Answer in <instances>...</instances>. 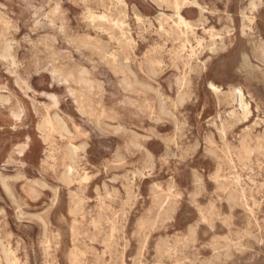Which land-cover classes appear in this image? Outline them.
Segmentation results:
<instances>
[{"label":"rangeland","instance_id":"obj_1","mask_svg":"<svg viewBox=\"0 0 264 264\" xmlns=\"http://www.w3.org/2000/svg\"><path fill=\"white\" fill-rule=\"evenodd\" d=\"M173 1L0 0V264H264V0Z\"/></svg>","mask_w":264,"mask_h":264},{"label":"bare ground","instance_id":"obj_2","mask_svg":"<svg viewBox=\"0 0 264 264\" xmlns=\"http://www.w3.org/2000/svg\"><path fill=\"white\" fill-rule=\"evenodd\" d=\"M184 1H185V0H184ZM106 2H108V1H106ZM155 3H156V2H155ZM184 3H185V2L181 3V2H179L178 0H174V1H173V7H174V11H176V14H177V16H178V21H179L180 23H182L183 25L187 26V21H186V19L182 16L181 11H180V10H181V6H182V4H184ZM107 5H108V4H107ZM115 5H116V4H115ZM121 6H122V5H121ZM157 6H158V5H157ZM254 6H255V5H254ZM57 7H58V6H57ZM118 7H120L119 4H118ZM123 7H124V6H123ZM88 8H89V7H88ZM116 8H117V7H116ZM132 8H134V6H133ZM135 8H136V7H135ZM114 9H115V7H114ZM53 10H54V9H53ZM55 10H56V9H55ZM122 10H123V9H122ZM250 11H252V10H250ZM120 12H121V11H120ZM120 12H119V13H120ZM125 12H126V11H125ZM135 12H136V11H135ZM135 12H134V13H135ZM103 13H104V12H103ZM122 13H123V12H122ZM136 13H137V12H136ZM55 14H56V13H55ZM105 14H106V13H105ZM243 14H244V13H243ZM117 15H118V13H117ZM139 15H140V14H139ZM135 16H136V15H135ZM137 16H138V15H137ZM85 17H86V16H85ZM108 17H110V16H108ZM117 17H118V16H117ZM119 17H120V16H119ZM114 18H115V16H114ZM120 18H121V17H120ZM117 19H118V18H117ZM109 20H110V19H109ZM147 20H148V19H147ZM106 21H107V20H106ZM120 21H121V20H120ZM4 22H5V21H4ZM9 23H10V22H9ZM49 23H50V22H49ZM111 23H112V22H111ZM139 23H140V21H139ZM150 23H151V22H150ZM99 24H100V22H99ZM204 24H205V23H204ZM250 24H251V23H250ZM137 25H138V24H137ZM137 25H136V26H137ZM159 25H160V24H159ZM99 26L101 27V25H99ZM108 26H109V25H108ZM111 26H112V25H111ZM113 26H114V25H113ZM113 26H112V27H113ZM154 26H155V25H154ZM198 26H199V25H198ZM96 27H97V26H96ZM103 27H105V26H102V28H103ZM7 28H8V27H7ZM105 28H107V26H106ZM128 28H129V27H127V29H128ZM138 28H139V27H138ZM138 28H137V29H138ZM154 28H155V27H154ZM170 28H171V27H170ZM117 29H118V28H117ZM129 29H130V28H129ZM139 29H140V28H139ZM147 29H149V28H147ZM171 29H172V28H171ZM171 29H170V31H171ZM248 29H249V28H248ZM109 30H110V29H109ZM109 30H108V31H109ZM113 30H114V29H113ZM115 30H116V28H115ZM124 30H125V29H124ZM176 30H177V29H176ZM7 31H8V30H7ZM129 31H130V30H129ZM142 31H143V29H142ZM142 31H141V32H142ZM167 31H168V30H167ZM216 31H219V30H216ZM216 31H215V32H216ZM221 31H222V30H221ZM110 32H111V31H110ZM112 32H113V31H112ZM139 32H140V31H139ZM160 32H161V31H160ZM174 32H175V31H174ZM213 32H214V31H213ZM161 33H162V32H161ZM163 33H165V31H163ZM176 33H177V36H178L179 33H178V32H176ZM184 33H186V32H184ZM209 33H210V32H209ZM216 33H217V32H216ZM113 34H114V33H113ZM119 34H120V33H119ZM141 34H142V33H141ZM158 34H159V33H158ZM170 34H171V33H170ZM172 34H173V33H172ZM182 34H183V32H182ZM186 34H187V33H186ZM163 35H164V34H163ZM217 35H218V34H217ZM117 36H118V35H117ZM120 36H121V34H120ZM159 36H160V35H159ZM172 36H173V35H172ZM197 36H198V35H197ZM212 36H213V35H212ZM83 37H84V35H83ZM121 37H122V36H121ZM121 37H120V38H121ZM164 37H165V36H164ZM170 37H171V36H170ZM173 37H174V36H173ZM78 38H79V37H78ZM80 38H81V37H80ZM80 38H79V39H80ZM84 38H85V37H84ZM120 38H119V40H120ZM143 38H144V37H143ZM143 38H142V39H143ZM212 38H214V37H212ZM95 39H96V38H95ZM122 39H123V38H122ZM124 39H125V38H124ZM131 39H132V38H131ZM144 39H145V38H144ZM179 39H181V38H179ZM254 39H255V38H254ZM53 40H54V39H53ZM97 40H98V39H96V41H97ZM166 40H167V39H166ZM166 40H165V42H166ZM171 40H172V39H171ZM174 40H175V39H174ZM174 40H172V41H174ZM184 40H185V39H184ZM8 41H9V39H8ZM45 41H46V40H45ZM66 41H67V40H66ZM93 41H94V40H93ZM100 41H101V40H100ZM100 41H99V43H100ZM114 41H115V40H114ZM116 41H117V39H116ZM120 41H121V40H120ZM177 41H178V40H177ZM181 41H182V40H181ZM1 42H2V41H1ZM76 42H77V41H76ZM79 42H80V40H79ZM88 42H89V41H88ZM97 42H98V41H97ZM125 42H126V41H125ZM211 42H213V39H212ZM5 43H7V42H5ZM39 43H41V42H39ZM92 43H93V42H92ZM102 43H104V42L102 41ZM182 43H183V42H182ZM214 43H215V42H214ZM45 44H46V43H45ZM68 44H69V43H68ZM79 44H80V43H79ZM79 44H78V45H79ZM86 44H87V43H86ZM104 44H105V43H104ZM104 44H103V46H104ZM120 44H121V43H120ZM133 44H134V43H133ZM162 44L165 45L164 43H162ZM196 44H197V43H196ZM210 44H211V43H210ZM5 45H6V44H5ZM43 45H44V44H43ZM78 45H77V46H78ZM87 45H89V44H87ZM87 45H86V46H87ZM97 45H98V44H97ZM101 45H102V44H101ZM101 45H100V47L102 48ZM118 45H119V44H118ZM153 45H154V44H153ZM206 45H207V43H206ZM7 46H8V44H7ZM7 46H6V47H7ZM81 46H82V44H81ZM86 46H84V47L87 48ZM93 46H94V45H93ZM105 46H106V45H105ZM108 46H109V45H108ZM123 46H124V45H123ZM127 46H128V45H127ZM127 46H126V48L129 49V46H128V47H127ZM180 46H181V45H180ZM94 47H95V46H94ZM94 47H93V48H94ZM98 47H99V46H98ZM98 47H97L96 51L98 50ZM131 47H132V46H131ZM133 47H134V46H133ZM207 47H208V46H207ZM211 47H212V46H211ZM214 47H215V46H214ZM8 48H10V47H8ZM105 48H106V47H105ZM105 48H103V49H105ZM121 48H122V47H121ZM209 48H210V47H209ZM131 49H132V48H131ZM145 49H146V48H145ZM147 49H148V48H147ZM87 50H88V49H87ZM108 50H109V49H108ZM123 50H124V49H123ZM176 50H177V49H176ZM99 51H100V50H99ZM119 51H120V49H119ZM153 51H154V50H153ZM92 52H93V50H92ZM97 52H98V51H97ZM100 52H101V51H100ZM100 52H99V54H100ZM102 52H103V50H102ZM106 52H107V50H106ZM108 52H109V51H108ZM116 52H117V51H116ZM120 52H121V51H120ZM120 52H119V53H120ZM124 52H127V50L124 51ZM263 52H264V51H263ZM6 53H7V51H6ZM8 53H9V52H8ZM94 53H95V52H94ZM158 53H159V52H158ZM97 54H98V53H97ZM102 54H103V53H102ZM115 54H116V53H115ZM115 54H113V55H115ZM172 54H173V52H172ZM7 55H8V54H7ZM7 55H6V56H7ZM103 55H104V54H103ZM103 55H102V56H103ZM120 55H121V53H120ZM128 55H130L129 52H128ZM173 55H174V57L176 56L175 54H173ZM4 56H5V54H4ZM11 56H12V55H11ZM94 56H95V54H94ZM150 56H152V55H150ZM161 56H162V54L160 55V57H161ZM2 57H3V56H2ZM87 57H88V56H87ZM121 57H122V56H121ZM129 57H130V56H128V58H129ZM177 57H178V55H177ZM53 58L55 59V57H52V59H53ZM106 58H107V57H106ZM106 58H105V59H106ZM109 58H111V57H109ZM112 58H113V56H112ZM128 58H126V59L128 60ZM153 58H154V57H153ZM248 58H249V57H248ZM4 59H5V58H4ZM87 59H88V58H87ZM103 59H104V58H103ZM105 59H104V60H105ZM113 59H114V58H113ZM119 59H120V58H118V60H119ZM121 59H122V58H121ZM124 59H125V58H124ZM146 59H147V56H146ZM149 59H152V58L150 57ZM149 59H148V60H149ZM56 60H57V59H56ZM90 60H91V59H90ZM99 60H100V58H99ZM130 60H131V59H130ZM143 60H144V59H143ZM162 60H163V59H162ZM162 60H160V61H162ZM186 60H187V59H186ZM12 61H13V63H14V60H12ZM102 61H103V60H102ZM121 61H122V60H121ZM124 61H125V60H124ZM133 61H134V60H133ZM150 61H151V60H150ZM150 61H149V62H150ZM152 61H153V60H152ZM154 61H155V60H154ZM173 61H174V60L172 59V61H170V62L172 63ZM128 62H129V61H128ZM145 62H146V61H145ZM145 62H144V63H145ZM182 62H183V61H182ZM203 62H204V60H203ZM241 62H242V61H241ZM13 63H12V64H13ZM110 63H111V61H110ZM146 63H147V62H146ZM159 63H160V62H159ZM261 63H262V61H261ZM107 64H108V63H107ZM112 64H113V63H112ZM124 64H125V63H124ZM150 64H151V63H150ZM202 64H203V63H202ZM250 64H253V63H250ZM13 65H14V64H13ZM64 65H66V64H64ZM64 65H63V66H64ZM92 65H93V64H92ZM104 65H105V64H104ZM113 65H114V64H113ZM148 65H149V64H148ZM115 66H116V65H115ZM145 66H146V64H145ZM66 67L68 68V66H66ZM113 67H114V66H113ZM150 67H151V66H150ZM62 68H63V67H62ZM64 68H65V66H64ZM70 68H71V67H70ZM92 68H93V67H92ZM94 68H96V67H94ZM111 68H112V67H111ZM115 68H116V67H115ZM144 68H145V67H144ZM148 68H149V67H148ZM177 68H178V67H177ZM182 68H183V67H182ZM241 68H242V67H241ZM72 69H74V67H73ZM88 69H89V68H88ZM109 69H110V68H109ZM124 69H125V68H124ZM127 69H128V68H127ZM127 69H126V72H127ZM159 69H160V68H159ZM161 69H162V68H161ZM56 70H58V69L56 68ZM59 70H60V69H59ZM59 70H58V71H59ZM64 70H65V69H64ZM74 70H75V69H74ZM74 70H72V71H74ZM177 70H178V69H177ZM182 70H183V69H182ZM238 70H239V69H238ZM68 71H69V70H68ZM72 71H71V72H72ZM79 71H80V69H78V72H79ZM81 71H82V70H81ZM83 71H84V69H83ZM85 71H86V70H85ZM128 71H130V70H128ZM147 71H149V69H148ZM158 71H160V70H158ZM158 71H157V72H158ZM242 71H243V70H242ZM249 71H250V70H249ZM255 71H256V70H255ZM255 71L253 72V75H254ZM76 72H77V71H76ZM114 72H115V71H114ZM149 72H150V71H149ZM152 72H154V71H152ZM251 72H252V71H251ZM251 72H250V73H251ZM261 72H262V71H261ZM63 73H64V72H63ZM65 73H66V72H65ZM69 73H70V72H69ZM88 73H89V72H88ZM127 73H128V72H127ZM242 73H244V72H242ZM245 73H246V72H245ZM61 74H62V73H61ZM70 74H72V73H70ZM70 74H69V77L72 78V76H73L74 74H73L72 76H70ZM77 74H78V73H77ZM84 74H86V73H84ZM115 74H117V73H115ZM130 74H132V73H130ZM147 74H148V73H147ZM150 74H151V72H150ZM153 74H155V73H153ZM153 74H152V75H153ZM188 74H189V73H188ZM255 74H256V73H255ZM263 74H264V72H263ZM62 75H63V74H62ZM117 75H119V74H117ZM133 75L136 76L135 74H133ZM133 75H132V76H133ZM247 75H249V74L247 73ZM251 75H252V74H251ZM79 76H80V75H79ZM91 76H92V74H91ZM127 76H128V75H127ZM134 76H133V77H134ZM147 76H148V75H147ZM186 76H187V75H186ZM188 76H189V75H188ZM245 76H246V75H245ZM262 76H263V75H262ZM63 77H64V75H63ZM67 77H68V76H67ZM69 77H68V78H69ZM74 77H75V78H78V77H76V76H74ZM74 77L72 78L73 80H75ZM83 77H84V76H83ZM122 77H123V76H122ZM94 78H95V77H94ZM94 78H93V80H94ZM128 78H129V76H128ZM149 78H150V77H149ZM182 78H183V77H182ZM246 78H248V77H246ZM250 78H251V76H250ZM66 79H67V78H66ZM89 79H90V78H89ZM118 79H119V78H118ZM120 79H121V77H120ZM122 79H123V78H122ZM122 79H121V80H122ZM125 79H126V78H124L123 80H125ZM177 79H178V78H177ZM68 80H70V78H69ZM73 80H72V81H73ZM76 80H78V79H76ZM93 80H92V81H93ZM129 80H130V79H129ZM136 80H137V79H136ZM138 80H139V79H138ZM179 80H180V79H178V81H179ZM257 80H258V79H257ZM65 81H66V80H65ZM80 81H81V80H80ZM92 81H91V82H92ZM94 81H95V80H94ZM94 81H93V82H94ZM126 81H127V79H126ZM180 81H181V80H180ZM248 81H249V80H248ZM260 81H261V80H260ZM74 82H75V81H74ZM76 82H77V81H76ZM76 82H75V83H76ZM78 82H79V81H78ZM78 82H77V83H78ZM82 82H83V81H82ZM82 82H79V83L83 84L84 82H83V83H82ZM93 82H92V84H93ZM130 82H131V81H130ZM130 82H129V83H130ZM135 82H136V81H135ZM135 82H134V83H135ZM141 82H142V81H141ZM185 82H186V80H185ZM85 83H86V82H85ZM94 83H95V82H94ZM120 83H121V82H120ZM124 83H125V84H128V83H126V82H124ZM145 83H146V82H145ZM176 83H177V82H176ZM179 83H180V82H179ZM181 83H182V82H181ZM181 83H180V84H181ZM187 83H188V82H187ZM92 84H91V85H92ZM100 84H101V82H100ZM121 84H123V83H121ZM135 84H136V83H135ZM180 84H178V86H179ZM89 85H90V84H89ZM91 85L89 86V88L91 87ZM96 85H98V84H97V81H96ZM142 85H144V83H143ZM79 86H80V85H79ZM82 86H83V85H82ZM178 86H177V87H178ZM183 86H185V84H184ZM209 86H210L211 89L217 90V92H220V91H221V88H220L219 86H216V85L213 84V83H210ZM84 87H86V86H84ZM95 87H96V86H95ZM95 87L92 85L91 88L93 89V88H95ZM98 87H99V86H98ZM127 87H128V85H127ZM127 87H126V89H129L131 86L129 85V87H128V88H127ZM185 87H186V86H185ZM80 88L82 89V87H80ZM89 88H87V89H89ZM91 88H90V89H91ZM149 88H151V87H149ZM154 88H155V87H154ZM67 89H68V88H67ZM83 89H84V88H83ZM87 89H86V90H87ZM96 89H97V87H96ZM100 89H101V87H100ZM155 89H156V88H155ZM155 89H154V92H156ZM76 90H78V89H76ZM97 90H98V89H97ZM103 90H104V89H103ZM123 90H124V89H123ZM136 90H137V89H136ZM185 90H186V89H185ZM185 90H184V91H185ZM73 91H74V90H73ZM80 91H82V90H80ZM129 91H130V90H129ZM144 91H145V90H144ZM144 91H143V92H144ZM184 91H183V92H184ZM231 91H232V92H231V95L234 96V97L236 98V101L238 102V106H239V108L241 109L242 114L245 116L247 113H249V107H248V102H247L246 99H245V93H244L240 88H232ZM99 92H100V90H99ZM137 92H138V90H137ZM141 92H142V91H141ZM143 92H142V93H143ZM69 93H70V92H69ZM73 93H76V92H72V94H73ZM78 93H79V92H78ZM78 93H77V94H78ZM83 93H85V92H83ZM139 93H140V92H139ZM144 93H145V92H144ZM177 93H178V92H177ZM181 93H182V92H181ZM181 93H180V94H181ZM184 93H185V92H184ZM80 94H82V93H80ZM80 94H79V95H80ZM140 94H141V93H140ZM159 94H160V93H159ZM159 94H158V95H159ZM142 95H143V94H142ZM177 95H178V94H177ZM186 95H187V94H185V96H186ZM1 96H2V95H1ZM84 96H85V95H84ZM86 96H87V95H86ZM94 96H95V95H94ZM163 96H164V95H162V97H163ZM182 96H183V95H182ZM175 97H176V96H175ZM4 98H5V97H4ZM6 98H7V97H6ZM82 98H83V96H82ZM2 99H3V98H2ZM52 99H54V98H52ZM79 99H80V98H79ZM89 99H90V98H89ZM91 99H92V98H91ZM179 99L181 100V96L179 97ZM183 99H184V97H183ZM5 100H6V99H5ZM5 100H4V101H5ZM81 100H83V99H81ZM86 100H87V99H86ZM4 101H3V102H4ZM6 101L8 102V100H6ZM90 101H91V100H90ZM159 101H160V100H159ZM161 101H162V100H161ZM164 101H165V100H164ZM263 101H264V100H263ZM83 102H84V100H83ZM80 103H81V102H80ZM85 103H86V102H85ZM85 103H84V104H85ZM147 104H148V103H147ZM177 104H178V102H177ZM52 105H53V104H52ZM52 105H49V106H52ZM90 105H91V104H90ZM165 105H166V104H165ZM54 106H55V105H53L52 108H53ZM81 106H82V105H81ZM88 106H89V105H88ZM86 107H87V106H86ZM86 107H84V108L86 109ZM89 107H90V106H89ZM162 107H163V105H162ZM90 108H91V107H90ZM90 108H89V109H90ZM169 108H170V107H169ZM173 108H174V107H173ZM50 109H51V107H50ZM149 109H150V107H149ZM160 109H161V108H160ZM163 109H164V108H163ZM78 110H79V109H78ZM161 110H162V109H161ZM79 111H80V110H79ZM82 111H83V110H82ZM82 111H81V112H82ZM90 111H91V110H90ZM90 111H89V112H90ZM108 111H109V110H108ZM151 111H152V110H151ZM233 112H234V110L231 111L232 114H233ZM105 113H106V112H105ZM166 113H167V112H166ZM54 114H56V113H54ZM82 114H83V113H82ZM150 114H151V112H150ZM172 114H173V113H172ZM172 114H171V115H172ZM83 115H85V114H83ZM92 115H93V114H92ZM96 115H99V116H100V114H96ZM96 115H95V116H96ZM48 116H49V115H48ZM53 116H54V115H53ZM174 116H175V115H174ZM93 117H94V116H93ZM97 117H98V116H97ZM99 118H100V117H99ZM173 118H175V117H173ZM58 119H59V118H58ZM155 119H156V118H155ZM175 119H176V118H175ZM56 120H57V118H56ZM56 120L54 119V121H56ZM97 120H98V119H97ZM173 120H174V119H173ZM154 121H156V120H154ZM166 121H167V120H166ZM175 121H176V120H175ZM56 122H57V121H56ZM97 122H98V121H97ZM156 122H157V121H156ZM98 123H99V122H98ZM42 125H44V124H42ZM106 125H107V124H106ZM174 125H177V124H175V122H174ZM46 126H47V125H46ZM63 126H64V125H63ZM118 126H119V125H118ZM114 127H115V126H114ZM114 127H113V128H114ZM245 127H246V126H245ZM45 128H46V127H45ZM51 128H52V127H51ZM115 128H116V127H115ZM117 128H118V127H117ZM117 128H116V129H117ZM175 128H176V126H175ZM178 128H179V126H178ZM249 128H250V127H249ZM42 129H43V128H42ZM119 129H120V128H118V129L116 130L118 133H119V131H118ZM122 130H123V129H122ZM126 130H127V129H126ZM223 130H224V129H223ZM116 131H114V132H116ZM129 131H130V130H129ZM132 133H133V132H132ZM178 133H179V132H178ZM134 134H135V133H134ZM134 134H132V135H134ZM139 136H140V135H139ZM142 137H143V135H142ZM142 137H141V139H142ZM137 138H138V136H137ZM249 138H250V137H249ZM259 138H260V136H259ZM134 139H135V138H134ZM160 139H161V138H160ZM163 139H164V138H163ZM165 139L167 140L166 137H165ZM209 139H210V138H209ZM222 139H223V137H222ZM256 139H257V138H256ZM136 141H137V139H136ZM136 141H135V142H136ZM256 141H257V140H256ZM249 142H250V141H249ZM249 142H248V143H249ZM131 143H133V142H131ZM138 144H139V143H138ZM175 144H176V142H175ZM132 145H134V144H132ZM140 145H141V144H140ZM136 146H137V143H136ZM134 147H135V146H134ZM231 147H233V146H231ZM263 147H264V146H263ZM254 148H256V147H254ZM231 149H233V148H231ZM263 149H264V148H263ZM225 150H227V149H225ZM143 151H144V150H143ZM220 151H221V150H220ZM233 151H234V149H233ZM125 152H126V151H125ZM146 152H147V151H146ZM116 154H117V153H116ZM227 154H228V152H227ZM148 155H149V154H148ZM115 156H116V155H115ZM118 156H120V155H118ZM118 156H117V157H118ZM171 156L174 157L173 155H171ZM121 157H122V156H121ZM121 157H120V159H121ZM150 157H151V156H150ZM165 157H166V156H165ZM167 157H168V156H167ZM225 157H226V156H225ZM229 157H230V156H229ZM178 158H180V157H178ZM215 158H216V157H215ZM218 158H220V157H218ZM117 159H118V158H117ZM123 159H124V158H123ZM220 159H221V158H220ZM220 159H219V160H220ZM118 160H119V159H118ZM229 162H230V161H229ZM118 163H120V161H119ZM73 164H74V163H73ZM232 164H233V163H232ZM68 168H69V167H68ZM66 169H67V168H66ZM146 169H147V168H146ZM232 169H233V168H232ZM142 171H143V170H142ZM65 172H66V171H65ZM137 172H138V171H137ZM78 173H79V172H78ZM132 173H133V172H132ZM135 173H136V172H135ZM134 175H135V174H134ZM141 175H142V173H141ZM238 175H239V174H238ZM17 176H18V175H17ZM68 177H70V175H69ZM124 178H125V177H124ZM241 178H242V177H241ZM20 179H21V178H20ZM133 179H134V178H133ZM222 179H223V178H222ZM2 180H3V179H2ZM6 180H7V179H6ZM125 180H126V179H125ZM237 180H238V182H239L240 179L238 178ZM4 181H5V179H4ZM126 181H127V180H126ZM2 182H3V181H2ZM130 182H132V181H130ZM198 182H199V181H198ZM234 182H235V181H234ZM238 182H237V183H238ZM235 183H236V182H235ZM130 184H131V183H130ZM227 184H228V183H227ZM42 185H43V184H42ZM128 185H129V184H128ZM198 186H199V185H198ZM238 186H240V185L238 184L237 187H238ZM105 187H107V186H105ZM158 187H159V186H158ZM226 187H227V186H226ZM242 187H243V186H242ZM107 188H108V187H107ZM220 188H221V187H220ZM220 188H219V189H220ZM234 188H236V187H234ZM51 189H52V188H51ZM232 189H233V188H232ZM53 190H54V189H53ZM105 190H106V189H105ZM168 190H169V189H168ZM170 190H171V188H170ZM198 190H200L199 187H198ZM204 190H205V187H204ZM241 190H242V189H241ZM252 190H253V189H252ZM108 191H109V190H108ZM128 191H130V190H128ZM128 191H127V194H128V193L130 194V192H133L132 190H131L130 192H128ZM205 191H206V190H205ZM232 191L234 192L235 189H233ZM236 191H237V190H236ZM106 192H107V190H106ZM111 192H112V191H111ZM114 192H115V191H114ZM178 193H179V192H177L176 194L178 195ZM239 193H240V192H239ZM250 193H251V192H250ZM114 194H116V193H114ZM174 194H175V193H174ZM176 194H175V195H176ZM229 194H230V193H229ZM236 194H237V193H236ZM236 194H235V195H236ZM241 194H243V193H241ZM131 195H132V194H131ZM135 195H136V194H135ZM177 195H176V196H177ZM194 195H196V194H194ZM100 196H101V195H100ZM132 196H133V195H132ZM132 196H131V197H132ZM179 196H180V195H179ZM179 196H178V197H179ZM114 197H115V196H114ZM193 197H194V196H193ZM228 197H229V196H228ZM230 197H232V195H230ZM233 198H234V197H232V200H233V202H234V200H235L236 197H235L234 199H233ZM80 199H81V198H80ZM80 199H79V200H80ZM100 199H101V198H100ZM102 199H103V195H102ZM237 199H238V198H237ZM72 200H73V199H72ZM97 200H98V199H97ZM108 200H109V199H108ZM127 200H128V198H127ZM227 200H230V198L227 199ZM232 200H231V201H232ZM77 201H78V200H77ZM98 201H99V200H98ZM80 202H81V200H80ZM80 202H79V204H80ZM101 202H102V201H101ZM125 202H128V201H125V199H124V204H125ZM209 202H210V201H209ZM244 202H245V201H244ZM81 203H82V202H81ZM128 203H129V202H128ZM124 204H122V208H124V207H123ZM129 204H130V203H129ZM242 204H243V203H242ZM77 205H78V204H77ZM82 205H83V204H82ZM82 205H81V206H82ZM101 205H102V204H101ZM78 206H80V205H78ZM126 206H127V204H126ZM132 206H133V205H132ZM209 206L212 207V205H209ZM236 206H237V205H236ZM245 206H247V205H245ZM18 207H19V206H18ZM83 207H84V206H83ZM101 207H102V206H101ZM107 207H108V206H107ZM75 208H77V207H74L72 210H75ZM129 208H130V206H129ZM215 208H216V207H215ZM78 210H79V209H78ZM82 210H83V208H82ZM101 210H103V209L101 208ZM243 210H244V209H243ZM70 211H71V210H70ZM75 211L77 212V209H76ZM125 211H126V210H125ZM212 211H213V210H212ZM231 211H232V210H231ZM21 212H22V210H21ZM71 212H72V211H71ZM126 212H127V211H126ZM148 212H149V211H148ZM229 212H230V211H229ZM73 213H74V212H73ZM122 213H123V212H122ZM209 213H210V212H209ZM209 213H208V214H209ZM216 213H217V212H216ZM77 214H79V212H78ZM98 214H99V219H100L103 215L100 217L101 212L98 213ZM98 214H97V215H98ZM201 214H202V213H201ZM210 214H212V212H211ZM210 214H209V216H210ZM21 215H22V214H21ZM26 215H27V213H26ZM73 215H74V214H73ZM123 215L125 216V214H123ZM230 215H232V214H230ZM212 216H213V215H212ZM224 216H225V215H224ZM106 217H107V216H106ZM120 217H121V216H120ZM170 217H171V216H170ZM200 217H201V215H200ZM116 218H117V217H116ZM124 218H125V217H124ZM156 218H157V217H156ZM202 218H203V216H202ZM202 218H201V219H202ZM218 218H219V217H218ZM40 219H42V218H40ZM93 219H94V218H93ZM114 219H115V218H114ZM114 219H113V220H114ZM167 219H168V218H167ZM167 219H166V220H167ZM170 219H171V218H170ZM203 219H204V218H203ZM205 219H206V218H205ZM207 219H209V222H211V221H210L211 217H208ZM207 219H206V220H207ZM224 219H225V221H226L227 218H224ZM230 219H231V218H230ZM116 220H117V219H116ZM116 220H115V221H116ZM145 220H147V219H145ZM164 220H165V219H164ZM166 220H165V221H166ZM120 221H121V220H120ZM120 221H119V222H120ZM122 221H123V220H122ZM149 221H150V220H149ZM149 221H147V223H148ZM151 221H152V220H151ZM213 221H214V220H213ZM221 221H222V220H221ZM44 222H45V221H44ZM111 222L114 223V221H111ZM195 222H196V221H195ZM198 222H200V221H198ZM198 222H197V223H198ZM201 222H202V220H201ZM226 222H227V221H226ZM138 223L143 224V222H141V221L138 222ZM151 223H152V222H151ZM197 223H195V224H197ZM206 223H207V221H206ZM223 223H224V222H223ZM227 223H228V222H227ZM227 223H226V224H227ZM92 224H93V223H92ZM106 224H107V223H106ZM116 224H117V223H115V225H116ZM141 224H139V225H141ZM144 225H146V223L143 224V226H144ZM228 225H229V224H228ZM113 226H114V224H113ZM152 226H154L153 223H152ZM152 226H151V227L148 226V227L152 228ZM190 226H191V225H190ZM196 226H197V225H196ZM256 226H257V224H256ZM93 227H95V223H94V226H93ZM141 227H142V226H141ZM211 227H212V226H211ZM45 228H46V227H45ZM143 228H144V227H143ZM195 228H196V227H195ZM259 228H260V227H259ZM259 228H258V229H259ZM112 229H113V227H112ZM189 229H190V228H189ZM193 229H194V228H193ZM212 229H213V228H212ZM110 230H111V229H110ZM113 230H115V229H113ZM117 230H118V229H117ZM117 230H116V231H117ZM143 230H144V229H143ZM146 230H147V229H146ZM195 230H196V229H195ZM195 230H194V231H195ZM241 230H242V229H241ZM246 230H247V227H246ZM259 230H260V229H259ZM188 231L190 232L191 230H188ZM245 232H247V231H245ZM258 232H259V231H258ZM195 233H196V232H195ZM188 234H190V233H188ZM245 234H246V233H245ZM44 235H45V234H44ZM136 235H138V234H136ZM192 235H193V234H191V236H192ZM249 235H250V234H249ZM249 235H248V236H249ZM254 235H255V234H254ZM189 236H190V235H189ZM255 236L257 237V235H255ZM92 237H93V236H92ZM143 238H144V236H143ZM160 238H162V237H160ZM251 238H252V237H251ZM254 238H255V237H254ZM93 239H94V238H93ZM144 239H145V238H144ZM258 239H259V238H258ZM261 239H262V238H261ZM161 240H162V239H161ZM167 240H168V239H167ZM184 240H185V239H184ZM236 240H237V238H236ZM255 240H256V239H255ZM92 241H93V240H92ZM95 241H96V240H95ZM95 241H94V242H95ZM144 241H145V240H144ZM174 241H175V240H174ZM174 241H173V242H174ZM185 241H186V240H185ZM187 241H188V240H187ZM238 241H239V239H238ZM261 241H262V240H261ZM158 242H159V241H158ZM256 242H257V241H256ZM113 243H114V241H113ZM113 243H112V244H113ZM164 243H165V242H164ZM164 243H162V244H164ZM180 243H181V242H180ZM216 243H217V242H216ZM230 243H231V242H230ZM236 243L238 244L237 241H236ZM239 243H240V242H239ZM139 244H140V243H139ZM143 244H144V243H143ZM155 244H156V243H155ZM168 244L170 245L169 242H168ZM218 244H219V243H218ZM218 244H217V245H218ZM227 244H228V243H227ZM140 245H141V244H140ZM186 245H187V243H186ZM232 245H233V244H232ZM232 245H231V246H232ZM234 245H235V244H234ZM239 245H240V244H239ZM241 245H242V244H241ZM107 246L109 247V245H107ZM160 246H161V245H160ZM183 246H185V245H183ZM183 246H182V249H183ZM209 246H210V245H209ZM222 246H223V245H222ZM227 246H228V245H227ZM108 247H107V248H108ZM140 247L142 248L143 246L141 245ZM164 247H165V246H164ZM166 247H167V246H166ZM169 247H170V246H169ZM171 247H172V246H171ZM171 247H170V248H171ZM214 247H216V246L214 245ZM219 247H221V246L219 245ZM219 247H218V248H219ZM137 248H139V247H137ZM141 248H140V249H141ZM154 248H155V247H154ZM156 248H157V246H156ZM156 248H155V250H156ZM161 248H163V246H162ZM192 248H193V247H192ZM211 248H213V247H211ZM216 248H217V247H216ZM234 248H235V246H234ZM168 249H169V248H168ZM174 249H176V248H174ZM174 249H173V250H174ZM223 249H224V248H223ZM225 249H226V248H225ZM230 249H231V248H230ZM232 249H233V247H232ZM235 249H236V248H235ZM137 250H138V249H137ZM141 250H142V249H141ZM155 250H154V251H155ZM166 250H167V249H166ZM169 250H170V249H169ZM218 250H219V249H217V251H218ZM226 250H227V249H226ZM108 251H110V250H108ZM214 251H215V249H214ZM228 251H229V250H228ZM228 251H227V252H228ZM82 252H83V251H82ZM110 252H111V251H110ZM139 252H140V251H139ZM163 252H164V251H163ZM168 252H169V251H168ZM170 252H171V251H170ZM215 252H216V251H215ZM218 252H219V251H218ZM224 252H225V251H224ZM229 252H230V251H229ZM155 253H156V252H155ZM174 253H175V252H174ZM225 253H226V252H225ZM74 254H75V253H74ZM111 254H112V253H111ZM139 254H140V253H139ZM213 254H214V252H213ZM213 254H212V255H213ZM219 254H220V253H219ZM226 254H227V253H226ZM80 255H81V254H80ZM82 255H83V254H82ZM97 255H99L98 257H100V254H97ZM158 255H160V254H158ZM170 255H171V254H170ZM175 255H176V254H175ZM214 255H215V254H214ZM217 255H218V254H217ZM122 256H123V255H122ZM137 256H138V254H137ZM137 256H135V258H137ZM140 256H141V255H140ZM142 256H143V255H142ZM166 256H167V255H166ZM221 256H222V255H221ZM156 257H157V256H156ZM158 257H159V256H158ZM163 257H164V256H163ZM163 257H162V258H163ZM168 257H169V255H168ZM174 257H175L174 260H176L177 257H176V256H174ZM216 257H217V256H216ZM216 257H215V258H216ZM224 257H226V256H224ZM133 258H134V257H133ZM166 258H167V257H166ZM219 258H220V255H219ZM219 258H218V259H219ZM226 258H227V257H226ZM228 258H229V256H228ZM99 259H100V258H99ZM213 259H214V258H213ZM218 259H217V260H218ZM73 260H74V257H73ZM204 260H205V259H204ZM206 260H207V259H206ZM217 260H216V261H217ZM97 261H99V260L97 259ZM100 261H101V259H100ZM135 261H136V260H135ZM135 261H134V262H135ZM160 261H161V260H160ZM177 261H178V259H177ZM181 261H182V259H181ZM195 261H196V260H195ZM214 261H215V260H214ZM81 262H82V261H80V263H81ZM202 262H203V261H202ZM204 262H205V261H204ZM204 262H203V264H204ZM219 262H220V261H219ZM221 262H223V261H221ZM78 263H79V261H78ZM124 263H125V262H124ZM157 263H158V262H157ZM159 263H160V262H159ZM194 263H195V262H194ZM199 263H201V262H199ZM205 263H208V262L206 261ZM216 263H217V262H216ZM223 263H224V262H223ZM98 264H99V263H98ZM135 264H137V263H135ZM140 264H142V262H141ZM183 264H185V263H183ZM210 264H211V263H210Z\"/></svg>","mask_w":264,"mask_h":264}]
</instances>
